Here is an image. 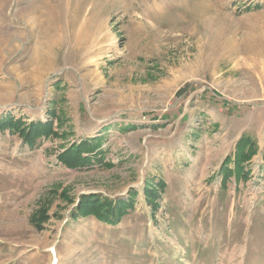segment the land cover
Here are the masks:
<instances>
[{"label":"rangeland","instance_id":"rangeland-1","mask_svg":"<svg viewBox=\"0 0 264 264\" xmlns=\"http://www.w3.org/2000/svg\"><path fill=\"white\" fill-rule=\"evenodd\" d=\"M49 106L0 129V264H264V0H0V121Z\"/></svg>","mask_w":264,"mask_h":264},{"label":"trees","instance_id":"trees-1","mask_svg":"<svg viewBox=\"0 0 264 264\" xmlns=\"http://www.w3.org/2000/svg\"><path fill=\"white\" fill-rule=\"evenodd\" d=\"M46 113L48 117L45 121H30L27 124H22L20 119L13 120L9 116H6L0 121V129L8 128L9 131L17 132L23 143H26L29 146H34L42 137L59 135V133L54 129L55 120L53 119V116L57 121H61V119L56 118L55 111L52 110L51 106H49V108L46 110ZM91 142L92 140L85 139L78 144L71 145L67 149L57 154L58 161L68 167H79L96 161L98 157L95 154V149L98 146H92ZM255 152V142L247 136H242V138L236 144V150L233 155L234 166L239 168L240 165L244 162H247L250 157L255 154ZM228 160L229 157L225 159L224 164ZM160 185L161 187H163L164 184L159 181L158 186ZM154 190V187H144L146 196L150 199H153ZM128 206L129 203L122 200H102L101 197L95 193L86 195L83 194L81 195L80 200L75 206L73 212L77 215L83 216L93 215L96 218L111 223L115 220L114 216L117 214L120 215L125 212ZM118 215L117 218H119Z\"/></svg>","mask_w":264,"mask_h":264}]
</instances>
